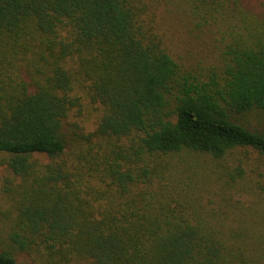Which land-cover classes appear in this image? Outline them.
I'll return each instance as SVG.
<instances>
[{
    "label": "trees",
    "instance_id": "obj_1",
    "mask_svg": "<svg viewBox=\"0 0 264 264\" xmlns=\"http://www.w3.org/2000/svg\"><path fill=\"white\" fill-rule=\"evenodd\" d=\"M250 150L264 0H0V264H264Z\"/></svg>",
    "mask_w": 264,
    "mask_h": 264
},
{
    "label": "rangeland",
    "instance_id": "obj_2",
    "mask_svg": "<svg viewBox=\"0 0 264 264\" xmlns=\"http://www.w3.org/2000/svg\"><path fill=\"white\" fill-rule=\"evenodd\" d=\"M83 115L85 116H91V120H94V117L97 115V113L94 111L93 107H89L87 103H85V107L82 110ZM93 123L91 122L89 124L88 130H93ZM242 152V153H241ZM238 152V155L243 156L247 159L248 166L253 169H259L260 171H264V158H260L255 152L253 151H247L246 154L244 151ZM10 173L5 169H0V250H11L12 247L10 245V242L8 240V234L10 232L11 226L13 225V219H14V213L12 211V204L11 200L9 199L8 195L4 193L3 191V185L5 182L6 177ZM249 202L247 201V204ZM261 212H264L263 210H259ZM250 222V221H248ZM264 227V226H263ZM14 255L17 258V261L20 264H43L36 262L32 259V257L25 255V254H19L14 253ZM45 264V263H44ZM78 264H93L91 261H83L82 263Z\"/></svg>",
    "mask_w": 264,
    "mask_h": 264
}]
</instances>
